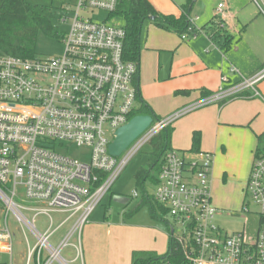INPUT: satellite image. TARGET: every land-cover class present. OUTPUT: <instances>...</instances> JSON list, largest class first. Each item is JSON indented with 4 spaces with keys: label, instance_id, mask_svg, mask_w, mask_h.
I'll return each mask as SVG.
<instances>
[{
    "label": "built area",
    "instance_id": "2783aa9c",
    "mask_svg": "<svg viewBox=\"0 0 264 264\" xmlns=\"http://www.w3.org/2000/svg\"><path fill=\"white\" fill-rule=\"evenodd\" d=\"M124 0H77L75 7H61L58 25L63 28L62 54L24 58L0 55V244L12 256L15 233L26 235L25 264H84L82 230L92 213L111 191L121 172L147 143L177 119L215 102L260 98L258 85L264 67L244 76L234 65L229 72L239 77L230 83L222 76L218 92L183 106L143 132L120 156L109 145L138 107L136 78L139 64L125 54L127 33L117 19H109ZM264 16V0H252ZM227 0H218L215 25L226 32ZM95 12L104 13L95 19ZM181 35L186 40L206 32L196 25ZM207 33V32H206ZM214 40L213 36H210ZM215 41V40H214ZM250 91L249 94H245ZM87 148L89 160L72 157L65 144ZM207 151L167 150L162 159L155 199L168 208L169 235L184 250V264H264V145L255 151L242 212L250 202L258 208L257 235L229 234L215 222L220 210L214 205L212 167ZM134 197H139L134 190ZM63 214L57 225L53 214ZM48 216L41 230L36 218ZM73 220L55 244L53 235ZM72 247L73 259L63 255Z\"/></svg>",
    "mask_w": 264,
    "mask_h": 264
},
{
    "label": "crops",
    "instance_id": "0c3cea01",
    "mask_svg": "<svg viewBox=\"0 0 264 264\" xmlns=\"http://www.w3.org/2000/svg\"><path fill=\"white\" fill-rule=\"evenodd\" d=\"M149 1L160 13L177 17L183 13V6L188 2ZM200 2L201 0H193L190 17L196 7L200 12L195 15L199 17L196 25L201 29L204 26L208 28L215 20L218 0H213L215 7L211 10L207 8V4L201 2L200 5ZM225 20L232 38V44L227 50L222 48L226 37H222L221 41H214L206 31L184 40L175 30L159 27L150 20L144 23L138 85L141 98L157 116L162 118L170 115L185 105L215 94L222 86H227L222 83L223 75L229 76L230 83L236 82L239 77L229 72L231 64L244 76H251L264 67V16L258 7L251 0H227ZM237 35L236 45L241 42L249 45L251 52L246 56H250V59L243 56L239 59L236 54L234 56L228 51L233 47ZM258 88L264 95V80ZM249 93L250 91L245 94ZM183 118L185 119L181 120ZM249 124L252 130L229 145L231 131L235 128H247ZM172 128V148L174 138L177 145L174 149L190 151L193 133L199 131L202 137L200 150L214 155V205L220 210L219 206L225 203L235 205L238 199L242 200L259 145V136L264 133V103L259 98L215 102L177 119ZM181 133L184 137L189 135L186 142L175 139ZM209 135L211 140L207 139ZM154 190L155 186L152 193ZM140 197L141 205L143 195L139 194L137 198ZM241 203L242 210L244 202ZM106 211L105 209L103 214L97 215H94V211L92 220L83 227L81 238L84 264H131L133 251L164 254L168 250L170 235L167 230L152 224L133 222L127 214L124 218L113 220L107 213L109 211ZM0 253L8 254L3 250Z\"/></svg>",
    "mask_w": 264,
    "mask_h": 264
},
{
    "label": "trees",
    "instance_id": "16d2710c",
    "mask_svg": "<svg viewBox=\"0 0 264 264\" xmlns=\"http://www.w3.org/2000/svg\"><path fill=\"white\" fill-rule=\"evenodd\" d=\"M193 8V0L183 6V13L180 16L160 13L149 0H124L117 10L109 16V19H122L127 33L125 41L126 58L140 63L141 56V36L143 25L150 20L155 25L175 30L181 35L188 33L193 26L189 20ZM58 13L56 8L34 4L26 0H0V55H15L24 58L37 56L36 43L40 33L47 36L56 37L61 40L63 28L58 25ZM210 36L215 35V41L225 38L222 46L224 50L230 48L232 38L229 31L221 32L215 25L208 28L203 27ZM138 86V76L136 78ZM138 106L132 113L136 115H151L154 123L162 118L157 116L152 108L138 95ZM172 125L161 130L151 141L153 149L147 160V167L140 168L135 179L143 189V203L137 208L136 212L142 207H148L151 218L158 222H163L167 231L170 232L168 208L158 202L153 193L146 188V183L151 182L153 186L159 184L162 159L165 152L171 149ZM201 133L195 131L192 136L191 152L200 151ZM264 145V133L259 136L260 150ZM185 256L183 248L172 238H169L168 250L164 254L155 251L136 250L132 253L131 264H184Z\"/></svg>",
    "mask_w": 264,
    "mask_h": 264
},
{
    "label": "rangeland",
    "instance_id": "374dc122",
    "mask_svg": "<svg viewBox=\"0 0 264 264\" xmlns=\"http://www.w3.org/2000/svg\"><path fill=\"white\" fill-rule=\"evenodd\" d=\"M26 1L34 4L53 7L56 8L57 11H59L61 7H65V6L74 8L77 2V0H26ZM201 2L207 4V8L209 10H211L212 7L213 8L215 7L213 0H201ZM251 3H253L256 7L254 1L251 0ZM199 13L200 12L195 7L193 9L192 17H195L196 14L199 15ZM95 14H96L95 19H102L105 16L104 13L95 12ZM117 23L123 25L124 22L122 19H117ZM197 23L200 24V22ZM237 31L240 30L237 29ZM235 40L236 41L233 44V47L228 51L232 53V55L234 56L236 54L239 59L243 57L250 59V56H246L251 52L249 49V45L243 42H241V44L239 45H236V43H238V35L236 36ZM237 48L240 49L237 50ZM63 50H64V45L61 40H59L56 37L47 36L43 33H40L36 43V52L38 57L58 56L62 54ZM260 100L262 103H264L263 100L259 98V101ZM138 106H140V104H138ZM173 113L174 112H172L170 115H172ZM170 115H164L162 116V118H166ZM185 118L181 120H184ZM249 126L250 124L248 125L247 128H235L234 130H232L231 135L228 138L229 145H231L234 140L240 139L241 137H245L247 133L252 130V128ZM188 136L189 135H187V137H184L181 133L175 139H179L182 142H186ZM207 139L211 140L212 137L209 135ZM65 146L72 157H75L79 160H83L86 162L89 160L90 153L87 148H79L75 145L68 143H66ZM172 146L174 148H176L177 146L174 138L172 139ZM152 149H153V145L151 142H149L133 156V158L130 160V162L121 172L118 180L112 186L111 191L104 197L102 203L95 210L96 212L94 213V215H97L98 213L103 214L106 209L107 211H109L106 212L111 215L113 220H119L121 218H124L125 214H127L131 216L130 218L131 220H133V222H138L144 225L152 224L154 226L159 227L160 229L162 228L164 230H167V227L163 222H158V221L154 222L153 220H151L148 207L146 206L142 207L136 212L137 208L141 203V197L140 198L133 197L134 190H138L139 194L141 195L143 193L142 186L138 184L137 180L135 179V174L140 168L147 167V160ZM153 187L154 186L151 182L146 183V188L148 189L149 192H152ZM212 189L214 192V188ZM238 200L235 205H232L230 203H225V205L219 206L220 211L217 212L215 216V222L217 225L223 228L225 232L229 234L235 232H244L245 236L248 239H253L256 237L259 227L258 208L252 202H250L251 212L250 213L242 212L241 204L243 203L241 202H245V200L246 201H250V200L249 198L246 197L245 194L243 195V199H242L243 201L241 199L240 201ZM63 216L65 215L57 214V213L53 214V217L55 219V225L58 224L59 220ZM48 219H49L48 216L44 214H40L39 216H37L36 223L41 230H44L46 228V223ZM90 220H92V216H90L88 222H90ZM9 221L10 224L13 225V229L15 233V238L13 242V252H12V256L9 254L0 253V264H25L28 256L26 235L29 237L32 244L34 243V239L29 234V232L24 233L21 229L18 230V228L15 226L13 216H10ZM72 224H73V220L67 223L64 227L58 229L57 232L53 235L52 241L56 244L59 241V239H61V237H63L64 234L69 230ZM4 249L5 246L0 244V250H4ZM63 255L68 259H71L72 256L74 255L73 248L72 247L65 248L63 250ZM70 264H81V262L73 261Z\"/></svg>",
    "mask_w": 264,
    "mask_h": 264
},
{
    "label": "water",
    "instance_id": "95a60500",
    "mask_svg": "<svg viewBox=\"0 0 264 264\" xmlns=\"http://www.w3.org/2000/svg\"><path fill=\"white\" fill-rule=\"evenodd\" d=\"M154 122L151 115H136L126 125L118 129L115 140L109 145L112 156H120Z\"/></svg>",
    "mask_w": 264,
    "mask_h": 264
}]
</instances>
